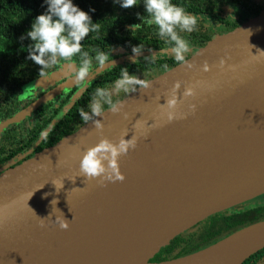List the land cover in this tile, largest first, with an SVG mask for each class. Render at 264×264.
Returning a JSON list of instances; mask_svg holds the SVG:
<instances>
[{
    "label": "water",
    "instance_id": "obj_1",
    "mask_svg": "<svg viewBox=\"0 0 264 264\" xmlns=\"http://www.w3.org/2000/svg\"><path fill=\"white\" fill-rule=\"evenodd\" d=\"M261 51L264 7L196 50L188 58L190 69L177 64L150 79L148 88L124 96L127 118L105 111L101 130L84 123L1 173L0 264H243L263 250L264 220L195 253L150 262L210 216L264 194ZM110 62L118 65L122 59ZM108 68L98 67L95 75ZM177 81L176 115L169 120L160 104ZM186 86L193 88L192 96H182ZM20 116L0 124V131ZM123 132L125 139L136 137L135 147L117 158L123 180L82 176L83 151L102 137L115 142ZM61 180L57 191L51 182ZM62 218L67 228L57 225ZM251 229L234 259L215 257L219 244Z\"/></svg>",
    "mask_w": 264,
    "mask_h": 264
},
{
    "label": "clouds",
    "instance_id": "obj_2",
    "mask_svg": "<svg viewBox=\"0 0 264 264\" xmlns=\"http://www.w3.org/2000/svg\"><path fill=\"white\" fill-rule=\"evenodd\" d=\"M112 2L118 3L121 8H130L137 3V0H112ZM42 4L46 5L45 10L34 17L29 29L20 37L23 40L26 36L31 41L26 47V59H30L39 66L37 72L39 77H45L46 70L56 66L60 60L66 62L72 72V79L79 83L86 81L93 61L99 67L115 66L114 62H110L111 59H109L111 49L107 53L93 49L94 56H90L88 51L82 50L80 42L89 32L96 31L98 27L96 23L92 22L87 12L76 6L72 0H42ZM142 5L146 17L142 18L137 13L139 20L143 19L145 24L155 26V34L164 45L159 49L158 54L160 56L170 55L177 64L190 69L192 65L187 57L195 50L191 48L190 43L181 33L194 31L199 18L188 13L184 7L173 3L172 0H142ZM128 27L129 30L135 31L140 27V23H134ZM142 49L143 47L139 44L130 46L133 54L129 57L131 63L136 61V56ZM149 51L151 50L149 49ZM148 56L155 59L157 52ZM227 57V53L220 57L219 64L223 65ZM164 67L167 68L166 65ZM204 68L206 70V64ZM150 82L148 79L138 78L135 74H129L126 66L120 67L118 77L112 80L108 86L96 87L90 94V100L86 105L87 111L81 108L78 110V115L85 124L91 122L99 131L103 127L101 121L105 111L120 113L122 117L127 118L128 114L122 111L121 93L127 96L129 93L137 91L138 87L148 88ZM179 87L180 82H174L172 94L164 99L163 104H160L169 120L176 115L177 97L175 92ZM193 94V88L186 86L182 96L189 97ZM188 107L190 110H194L195 105L189 104ZM126 133H121L115 142L102 137L94 145L87 147L79 159L78 168L81 175L87 178L100 177L108 181L123 180V174L118 169L117 158L126 154L136 145V137L132 135L125 139ZM51 183L57 191L62 187V180L59 184ZM50 203L55 205L56 201L52 200ZM56 223L61 229L68 226L67 221L63 218Z\"/></svg>",
    "mask_w": 264,
    "mask_h": 264
},
{
    "label": "trees",
    "instance_id": "obj_3",
    "mask_svg": "<svg viewBox=\"0 0 264 264\" xmlns=\"http://www.w3.org/2000/svg\"><path fill=\"white\" fill-rule=\"evenodd\" d=\"M72 2L87 12L92 22L98 25L96 31L89 32L80 42L82 50L88 51L90 56L95 54L93 49H99L105 53L110 49V53L113 50L121 49L131 53L130 46L136 44L143 47L141 51L163 47L152 46L153 43L160 40L155 34V26L145 24L143 19L139 20L137 16L139 13L142 18L146 17L142 0H137V3L130 8H121L118 3L114 4L112 0H72ZM172 2L184 7L190 14H201L212 10L207 0H172ZM45 7L46 5L42 4V0H0V108L9 111L6 117L11 116L18 109L16 103L10 104L11 98L16 95L18 90L42 78L37 75L39 66L30 59H26V47L31 41L26 36L23 40L20 37L29 29L34 17L42 13ZM259 10L253 11L245 6L244 19L257 15ZM134 23H140V27L135 31L129 30L128 26ZM236 25H232V28ZM210 37L209 34L208 39ZM206 39L203 43L197 44L196 47H202L208 40ZM115 56L118 55L110 56L109 59H114ZM127 63V61L120 63L95 75V80L87 88L85 94L78 99L73 109L80 107L86 100L90 99V94L97 86H104L105 83L110 84L112 80L118 77L120 67L129 66ZM175 64L177 63L173 62L171 66ZM96 67L97 65L93 61L91 71ZM163 70L162 68L161 71ZM46 71L48 74L50 70ZM83 123L82 121L80 125ZM58 127L52 129L51 133L46 135L45 140L52 138ZM76 129L77 126L73 127L65 135ZM56 141L58 140H51L48 146ZM263 220L264 194L210 216L191 230L177 236L168 246L162 248L150 262L157 263L195 253L244 227ZM243 264H264V249L251 256Z\"/></svg>",
    "mask_w": 264,
    "mask_h": 264
},
{
    "label": "flooded vegetation",
    "instance_id": "obj_4",
    "mask_svg": "<svg viewBox=\"0 0 264 264\" xmlns=\"http://www.w3.org/2000/svg\"><path fill=\"white\" fill-rule=\"evenodd\" d=\"M207 3L212 10L202 12L201 14L192 13L199 18L196 29L191 33H181L195 51L201 48L196 47V45L203 43L206 38L208 39L209 34L211 37L208 40L206 39L207 41L205 44L214 37L223 35L252 18L244 19L245 6L251 8L253 11L260 9L259 12L264 7V0H207ZM234 24L237 25L232 28ZM154 45H156V47L164 46L161 40H157L152 44V46ZM159 49L160 48H154L150 49L151 51H149V49L141 51L138 54L141 56L137 55L134 63H131L129 60V57L133 54L127 53L126 51L120 54L117 53V50H113L110 56L118 55L117 57L115 56L114 59L112 58L111 61L122 59L121 64L127 61V64H129L127 67L129 74H135L138 78L150 80L177 65L171 66L175 61L170 55L160 56L158 54ZM152 51L157 52L155 59L148 56ZM194 52H191L187 59ZM165 65L167 66L166 69L164 67ZM98 67L99 66L93 68L84 83H79L72 79V72L68 68L66 62L60 60L56 66L50 69L45 77L19 89L16 95L11 98L12 101L10 104L16 103L18 107L11 116L6 117L9 111L5 108H0V124L21 115L17 121L7 125L0 131V174L18 166L24 161L32 158L36 153L49 147L48 144L51 140H60L66 136L65 133H67V131L75 126H77L78 129L84 124L80 125L82 120L78 115V110L84 108L85 111H87L86 105L90 99L86 100L78 108L73 109V107L95 80V70ZM162 68L164 69L163 71H161ZM108 85L109 83H105L104 86L99 85V87ZM61 87L64 88L61 89L55 97H52L51 100L42 101V98L47 93ZM82 88L83 92L81 93ZM120 96L122 99L125 95L121 93ZM61 120H63L62 124H60ZM54 121L56 122L50 129L48 135L51 133L52 129L57 126L59 127L52 138L45 140L47 135L43 140L38 142L43 132L48 129Z\"/></svg>",
    "mask_w": 264,
    "mask_h": 264
},
{
    "label": "bare ground",
    "instance_id": "obj_5",
    "mask_svg": "<svg viewBox=\"0 0 264 264\" xmlns=\"http://www.w3.org/2000/svg\"><path fill=\"white\" fill-rule=\"evenodd\" d=\"M254 229L247 230L244 233L237 235L227 241L222 242L216 247L217 254L215 257L219 258H230V261L238 254V249H240L249 235H252ZM225 261V260H223ZM226 262V261H225Z\"/></svg>",
    "mask_w": 264,
    "mask_h": 264
}]
</instances>
